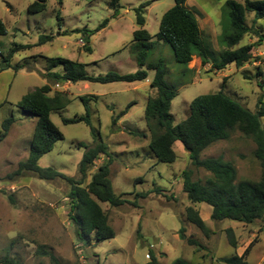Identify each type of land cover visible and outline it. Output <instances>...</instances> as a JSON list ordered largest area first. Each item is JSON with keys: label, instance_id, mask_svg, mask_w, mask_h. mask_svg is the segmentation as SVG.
Returning a JSON list of instances; mask_svg holds the SVG:
<instances>
[{"label": "rangeland", "instance_id": "obj_1", "mask_svg": "<svg viewBox=\"0 0 264 264\" xmlns=\"http://www.w3.org/2000/svg\"><path fill=\"white\" fill-rule=\"evenodd\" d=\"M35 1L0 0V18L8 32L0 37V135L3 122L14 118L7 137L0 141V261L7 258L9 264H146L152 251L160 264H172L176 260L190 264H224L223 259L241 255L254 242L246 260L248 264H264V219L249 225L230 220L213 221L212 208L205 203L192 204L180 179L185 169H192L193 179L203 184L212 175L191 166L180 142L175 143L177 161L173 164L158 162L150 151V134L145 120V99L149 98V92L145 88L128 83L103 85L88 82L69 83L70 87H65L48 77L49 73H65L62 66L50 67L47 58L58 57L85 64V70L91 76L108 72L136 73L138 62L130 45L133 33L139 28L133 10L152 0H121L118 11L110 7L112 0H64L63 6L58 4V0H48L44 12L31 14L28 7ZM226 1L187 0V6L201 19L204 39L217 59L225 50L221 36ZM173 6L174 0H155L146 9L145 17L149 19L146 29L151 34L158 33L163 15ZM253 18V14L247 15L249 26L253 25ZM105 20L109 21L107 27L90 39L77 33L94 31ZM256 27L261 31L260 36L247 35L239 47L255 44L261 39L262 45L254 51V57L261 60L240 69L233 65L222 73L211 72V64L202 66L200 58L195 57L189 64L193 74L185 77L184 67L176 63L172 49L168 45H163V48L156 46L150 60H163L169 70L167 82L177 87L178 95L171 108L175 125L187 119L195 98L221 91L251 111L255 110L259 97L264 94V19ZM42 35L53 36V40L38 46ZM16 44L33 47L15 54L11 67L2 70L4 57ZM87 45L91 52L87 51ZM258 69L262 72L259 79L255 77ZM244 73L251 80H246ZM149 74L153 76L154 72L149 71ZM260 84L263 88L258 87ZM46 85L52 88L50 97L59 91L72 102L66 109L52 113L51 119L65 139L39 161V166L54 168L82 182L83 186L90 183L108 158L104 155L99 157L83 178L80 162L87 149L95 147L98 142L91 134V126L84 122L63 123V119L85 116L88 111L92 127L100 138L97 141H103L109 147L112 161L110 180L115 194L132 203L137 194L148 193L147 198L138 199V207L126 204L114 208L98 202L115 231L112 240L94 241L89 245L78 235L69 218L70 201L66 196L70 185L66 181L46 182L31 173L13 176L18 164L29 157L37 122V118L19 108L18 103L24 96ZM96 96L97 101L86 105L80 100L81 97L95 99ZM136 101L137 105L114 126L113 119ZM109 106L114 108L109 109ZM255 149L251 138L235 130L229 140L213 144L201 157L223 158L235 167L236 183H255L262 174L260 162L254 157ZM152 190L154 193H150ZM188 207L201 213L213 235L206 237L188 222ZM182 228L185 229L186 240L180 237ZM229 229L236 236V249L230 244ZM188 240L197 242L199 246H190ZM42 249L47 253H42ZM51 254L56 261L51 259Z\"/></svg>", "mask_w": 264, "mask_h": 264}, {"label": "trees", "instance_id": "obj_2", "mask_svg": "<svg viewBox=\"0 0 264 264\" xmlns=\"http://www.w3.org/2000/svg\"><path fill=\"white\" fill-rule=\"evenodd\" d=\"M155 0L140 4L134 8L136 25L138 30L133 33V40L130 45L132 55L138 62L139 70L132 74H119L108 72L105 75H88L85 64H80L64 58H47L50 67H63L65 73H49L50 79L57 83L76 84L79 82L111 84V83H135L149 82L150 87L156 90V95L150 97L145 108L146 127L150 134L148 148L160 163L173 164L177 161L175 143L180 142L190 161L191 166L209 172L212 177L206 183L195 181L194 171L185 169L182 172L181 182L183 190L187 194L192 204L205 203L212 208L211 219L216 222L230 220L245 225L253 224L264 219V94H262L254 111H251L240 102L233 100L223 91L201 95L195 98L190 105V114L185 121L175 125L174 117L171 113L172 102L177 97V87L167 82L169 74L163 60L151 61L150 55L158 44L168 45L172 51L176 63L184 67L183 75L188 77L193 74L189 64L195 57L200 58L202 66L211 64V72L222 73L231 66L238 69L249 63L260 61L261 58L254 57L255 48L262 45V40L255 44H247L239 47L240 42L249 34L260 36L261 31L256 24L264 19V0H245L238 3L234 0H227L224 8L223 35L221 42L225 50L214 58L211 50L204 39V32L196 18L194 11L187 6V0H174L171 7L162 17L159 31L156 35H151L145 29L146 9ZM221 1V0H216ZM48 0H37L28 7L31 14L42 13L47 9ZM58 4L63 6L64 0H58ZM110 7L118 11L121 7V0H112ZM253 14V25L247 24V15ZM60 21V14L57 15ZM228 23H227V21ZM105 20L94 31H77L86 39L95 33L105 29L108 24ZM5 23L0 18V37L7 35ZM53 36H41L38 46L51 42ZM88 41V39H87ZM89 43V41L87 42ZM86 43V44H87ZM8 55L3 61L5 67H11V60L15 54L31 49L32 45H13ZM91 52L90 47L86 46ZM17 70L18 67H15ZM149 71H153L151 76ZM262 75L261 70H257L256 78ZM246 80L251 78L244 73ZM258 87L263 88L260 84ZM52 88L46 85L37 88L32 93L24 96L18 103V107L37 118L33 139L31 141L29 157L26 161L18 164L13 176L19 177L25 173H31L42 181L51 182L56 179L66 181L70 185V192L66 196L70 201L69 218L76 227L77 233L82 240H86L89 245L96 241L102 243L115 238V231L109 224V217L98 203H107L114 208H120L126 204L138 207V199H145L148 193L136 195L134 202H129L122 195H116L110 180L111 154L109 147L103 141H97L99 135L92 127L91 116L87 111L85 116L74 119H63L64 125L84 122L91 126V134L98 142L95 147H90L85 152L80 162V173L85 178L89 170L94 167L95 162L101 156H106L108 161L98 168L92 176L90 183L83 186L54 168H41L39 161L47 154L51 153L58 142L64 141L65 136L51 119L52 113L66 109L71 104V99L62 92H56L49 96ZM96 98V97H95ZM91 97H81L80 100L86 105ZM130 103L125 110L120 112L112 121L113 125L119 119L126 116L132 108ZM2 105H0L1 108ZM14 123L11 117L2 124L3 133L0 141L4 140ZM239 131L245 137L251 138L256 145L254 157L260 162L262 168L261 178L258 182L251 183L242 181L236 183L237 171L235 167L226 162L223 158L203 159L202 153L215 143L229 140L233 131ZM97 138V139H96ZM100 139V138H99ZM10 177V176H9ZM150 193H154L152 190ZM149 193V194H150ZM11 202L12 199H11ZM187 220L200 230L206 237L213 235L201 217V213L193 207L186 209ZM230 244L237 248L238 242L232 229L228 230ZM180 237L186 240L185 229L180 230ZM190 246H199L193 240L187 241ZM254 246L251 242L241 255H234L231 258L223 259L224 264H248L247 257ZM43 250V249H42ZM42 253H47L44 250ZM56 261L53 254L50 255ZM146 264H160L158 257L152 251L147 256ZM5 258L0 264H9ZM172 264H190L184 260H176Z\"/></svg>", "mask_w": 264, "mask_h": 264}, {"label": "crops", "instance_id": "obj_3", "mask_svg": "<svg viewBox=\"0 0 264 264\" xmlns=\"http://www.w3.org/2000/svg\"><path fill=\"white\" fill-rule=\"evenodd\" d=\"M146 18V17H145ZM196 18H197V16H196ZM197 20H198V22H199V24H200V21H201V19L200 18H197ZM148 23H149V19L148 18H146V25H145V29H146V26L148 25ZM200 28H201V30L204 32V34H205V30L202 28V26H201V24H200ZM217 30H218V28H217ZM149 32V31H148ZM150 33V32H149ZM151 34V33H150ZM157 34V33H156ZM156 34H151V35H156ZM157 47H161V48H163V44H158L157 45ZM132 56H130V58H131ZM129 58V59H130ZM129 85H133L134 87L135 86H137L138 88H145V90H146V92H149V98H150V96H155L156 95V90H154V89H152L151 87H150V83L149 82H147V81H145V82H135V83H128ZM65 87H70V85L69 84H65L64 85ZM150 87V88H149ZM53 90H55V89H53ZM56 92V91H55ZM57 92H59V91H57ZM152 94V95H151ZM98 96H100V97H103V95L101 96V95H98ZM98 96H96V98L95 99H89V101H87V102H91V101H97L98 99ZM149 98H146L145 100H146V103L148 102V100H149ZM131 103H133V105H132V108L130 109V110H132L136 105H137V101L136 102H131ZM128 106V105H127ZM126 106V107H127ZM109 109H111L112 108V106H109L108 107ZM114 108V107H113ZM112 108V109H113ZM129 110V111H130Z\"/></svg>", "mask_w": 264, "mask_h": 264}]
</instances>
